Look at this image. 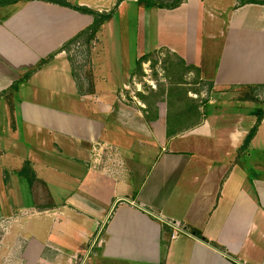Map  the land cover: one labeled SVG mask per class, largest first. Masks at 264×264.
I'll return each instance as SVG.
<instances>
[{"label":"crops","instance_id":"obj_1","mask_svg":"<svg viewBox=\"0 0 264 264\" xmlns=\"http://www.w3.org/2000/svg\"><path fill=\"white\" fill-rule=\"evenodd\" d=\"M180 11L195 35L181 53L162 46L214 89H264V4L187 0L170 16ZM92 22L45 0L0 4V153L19 158L11 176L4 165L17 183L0 212V264H80L101 229L87 264H264V146L255 143L264 108L246 144L250 111L211 113L212 100L207 113L200 104L172 115L165 100L133 96L140 55L115 77L98 51L76 69L68 44ZM199 24L224 42L209 75L198 65ZM173 225L190 235L173 237Z\"/></svg>","mask_w":264,"mask_h":264},{"label":"rangeland","instance_id":"obj_2","mask_svg":"<svg viewBox=\"0 0 264 264\" xmlns=\"http://www.w3.org/2000/svg\"><path fill=\"white\" fill-rule=\"evenodd\" d=\"M77 3L79 0H70ZM91 7H101V13H108L114 10L113 18L106 21L100 26L99 31L92 41L87 42V36L81 40H77L67 47L68 59L70 64L79 69L92 64L93 51H98L100 54L96 57V61H101L106 67L115 68L113 76H117L118 69L125 62L130 64L135 63L136 55H140L136 60L135 72L138 69V61L144 54H149L148 59L142 63V73L137 74L136 80L140 83L139 87H134L133 96L142 98L157 103L158 100L168 102L171 114L175 115L177 110H186L190 114H194L195 108L199 111V105H204L207 101L214 100V105L208 103L211 113L218 111L247 113L254 114L251 117V131L258 122V116H262L261 109L264 108V89L256 91H248L246 89H214L213 85L202 78L201 73L194 67L188 65L184 59L174 53L172 49L162 44L175 46L177 50L184 51L190 40L191 34L195 35V31L189 32L186 26L187 13L185 11L178 12L175 16H170L177 8H169V5H174L178 1L179 4L186 3L187 0H86ZM121 1V2H120ZM149 3H151L149 5ZM164 7H160L161 5ZM166 6V7H165ZM179 6V7H180ZM92 8V9H93ZM99 11V10H98ZM166 14H163L165 12ZM211 29L215 30L214 26ZM196 31L200 49L198 50V65L201 71L205 74H213L215 65L218 63L219 55L223 47V39H207L205 33L202 32L199 24V29ZM205 37V38H204ZM203 39V42H202ZM85 40V41H84ZM84 41V43H83ZM188 41V42H187ZM97 53V52H96ZM182 59V60H181ZM62 64V63H60ZM204 79V80H203ZM223 92H225L223 94ZM256 96V99H251L248 103H242V98L249 93ZM187 99L198 101L196 107L189 104ZM182 102V106L180 103ZM186 104V105H185ZM191 105V106H190ZM208 105H204L203 114L209 112ZM213 106V107H212ZM0 128L5 123L3 109L0 107ZM218 108V109H216ZM226 110V111H225ZM264 111V109H263ZM248 114V113H247ZM34 138L26 137L22 144L33 145ZM256 146H264V126L260 128V132L255 141ZM33 147V146H32ZM16 148V147H13ZM17 149V148H16ZM26 149L21 147L20 153ZM17 150H11L12 153H0V212L9 209L10 201H7V192H11L9 182L15 183L16 180L10 177H4V165L12 166L8 171L14 172L13 164L16 165L19 158L16 157ZM16 157V158H15ZM257 160L255 157L252 161ZM25 166V165H23ZM24 169V168H23ZM17 183V182H16ZM8 187V190H7ZM18 189L20 186L16 185ZM23 187V186H22ZM31 182L27 181V202H31Z\"/></svg>","mask_w":264,"mask_h":264},{"label":"trees","instance_id":"obj_3","mask_svg":"<svg viewBox=\"0 0 264 264\" xmlns=\"http://www.w3.org/2000/svg\"><path fill=\"white\" fill-rule=\"evenodd\" d=\"M16 1H19V0H1L0 1V4H7V3H10V2H16ZM45 1H50V2H54V3H58V4H61V5H65V6H69L77 11H79L80 13H83V14H88L90 16H92L93 18V22L92 24L82 30L80 33H78L71 41L69 44L75 42V41H79L81 40L82 41V38L86 37L85 39H87V41H85V44H87V42L89 41H92L94 39V37L96 36L97 32L99 31L100 29V26L105 23L106 21H110L112 18H113V14H114V10H112V12H108V13H101L100 11L98 10H95V9H92L90 7H87V6H82V5H79V4H72L71 2H69L68 0H45ZM122 1V0H121ZM120 1V2H121ZM240 1V4L241 5H244V4H251V3H258V4H264V0H239ZM181 1H178L177 3H175L174 5H169V8H177L180 6V3ZM151 3H149L150 5ZM160 7H164V5L162 4ZM166 7V6H165ZM68 44V45H69ZM148 56L149 54H144L138 61V65H137V70L136 72L138 73H142L141 70H142V63L144 60H147L148 59ZM182 60V59H181ZM137 73V74H138ZM23 80H20L19 82L15 83L12 90L17 88V86L22 82ZM255 89V86H251V91H254ZM12 93V91H10ZM251 96V99H256L255 96L251 95L250 93L248 94V96L245 95V97H242V98H250ZM142 99L147 102V99L143 96ZM149 107H151V104L149 105ZM198 113V109H194L193 110V113ZM262 113V112H261ZM262 120V116H258V122L260 124ZM259 124H257L251 131L250 133L247 135L246 139H245V142L246 144H248L253 138L254 136L256 135V132L258 130V127H259Z\"/></svg>","mask_w":264,"mask_h":264},{"label":"built area","instance_id":"obj_4","mask_svg":"<svg viewBox=\"0 0 264 264\" xmlns=\"http://www.w3.org/2000/svg\"><path fill=\"white\" fill-rule=\"evenodd\" d=\"M173 228L175 229V232L173 233V237L178 236L180 233H187L190 235V233L186 231L183 227H180L178 225H173ZM101 231L102 229L99 231V233L96 235V237L91 241V243L87 247L86 252L82 257L80 264H87V259L91 256L94 247L99 243Z\"/></svg>","mask_w":264,"mask_h":264}]
</instances>
